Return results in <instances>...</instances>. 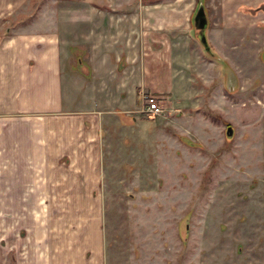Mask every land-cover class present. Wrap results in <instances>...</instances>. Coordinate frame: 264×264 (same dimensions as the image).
Instances as JSON below:
<instances>
[{
  "label": "crops",
  "instance_id": "obj_1",
  "mask_svg": "<svg viewBox=\"0 0 264 264\" xmlns=\"http://www.w3.org/2000/svg\"><path fill=\"white\" fill-rule=\"evenodd\" d=\"M70 2L0 0V264L11 249L16 264H51L54 246L66 248L56 254L70 264V241L79 243L76 253L90 249L93 263L102 264L95 199L116 163V131L121 150L131 146L125 140L148 135L146 118L180 133L213 135L201 129L213 126L210 120L190 129L189 112L220 102L222 111L227 102L214 77L193 96L206 66L193 68L188 23L180 25L169 7L154 15L142 0H83L71 4L79 8L71 13L63 9ZM261 3L208 0L210 22L220 23L211 30L228 33L231 23L240 32L246 20L264 25V11L240 9ZM145 92L167 98L168 112L143 113Z\"/></svg>",
  "mask_w": 264,
  "mask_h": 264
},
{
  "label": "rangeland",
  "instance_id": "obj_2",
  "mask_svg": "<svg viewBox=\"0 0 264 264\" xmlns=\"http://www.w3.org/2000/svg\"><path fill=\"white\" fill-rule=\"evenodd\" d=\"M68 1L74 2L63 9L75 13L79 8L71 4L83 0ZM142 1L149 2L151 14L162 15L169 7L180 25V19L187 21L196 53L193 68L206 66L194 80L193 96H200L201 86L214 77L213 86L224 90L223 103L227 102L222 111L221 102L213 110L191 108L195 119L190 129L199 128L204 120L213 125L201 126L213 133L202 139L175 131L172 123L157 125L146 118L148 135L142 141L125 140L131 148L121 150L117 142L122 135L116 131V163L108 166L111 176L101 185V198L95 199L102 213V264H264V55L260 52L264 25L246 20L247 28L234 32L230 23L224 34L212 31L220 23L208 18L211 54L194 25L200 0ZM207 1L202 0L208 16ZM129 6L122 12H129ZM210 62L214 70L207 69ZM161 98L163 115L169 104ZM229 126L234 128L232 136L227 134ZM183 136L195 145L187 144ZM74 242L69 246L70 264H94L93 252L76 253L79 243ZM54 247L51 264H60L63 259L56 252L66 248ZM11 250L6 264H16Z\"/></svg>",
  "mask_w": 264,
  "mask_h": 264
},
{
  "label": "water",
  "instance_id": "obj_3",
  "mask_svg": "<svg viewBox=\"0 0 264 264\" xmlns=\"http://www.w3.org/2000/svg\"><path fill=\"white\" fill-rule=\"evenodd\" d=\"M193 19H194V25L197 29V36H198L199 41L201 42V44L203 45V47L205 48L207 52L213 54L211 45L209 44V39L207 36V28L209 25L208 16H207V12H206V9H205V6L202 0H200L199 6L196 10V13ZM227 134L229 136H232L234 134V128L232 126H229L227 128Z\"/></svg>",
  "mask_w": 264,
  "mask_h": 264
},
{
  "label": "built area",
  "instance_id": "obj_4",
  "mask_svg": "<svg viewBox=\"0 0 264 264\" xmlns=\"http://www.w3.org/2000/svg\"><path fill=\"white\" fill-rule=\"evenodd\" d=\"M161 96L154 93L145 92L142 94V112L148 114L149 116H156L162 114L164 109L159 103ZM162 99V98H161Z\"/></svg>",
  "mask_w": 264,
  "mask_h": 264
},
{
  "label": "trees",
  "instance_id": "obj_5",
  "mask_svg": "<svg viewBox=\"0 0 264 264\" xmlns=\"http://www.w3.org/2000/svg\"><path fill=\"white\" fill-rule=\"evenodd\" d=\"M242 11L250 14H257L260 11H264V3H261L260 5L253 7V6H241L240 8ZM75 49V48H74ZM182 139L190 145H195L194 142H192L188 137L183 136Z\"/></svg>",
  "mask_w": 264,
  "mask_h": 264
}]
</instances>
